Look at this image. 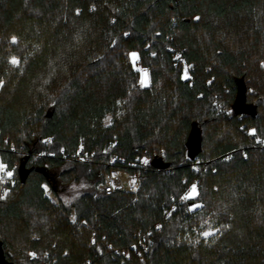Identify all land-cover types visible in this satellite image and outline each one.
<instances>
[{"label":"trees","instance_id":"trees-1","mask_svg":"<svg viewBox=\"0 0 264 264\" xmlns=\"http://www.w3.org/2000/svg\"><path fill=\"white\" fill-rule=\"evenodd\" d=\"M263 60L264 0H0V156L17 167L0 201L6 263L264 264ZM241 79L253 110L237 116ZM79 150L92 164L47 154ZM113 156L137 193L97 189ZM81 179L92 189L66 204Z\"/></svg>","mask_w":264,"mask_h":264},{"label":"built area","instance_id":"built-area-1","mask_svg":"<svg viewBox=\"0 0 264 264\" xmlns=\"http://www.w3.org/2000/svg\"><path fill=\"white\" fill-rule=\"evenodd\" d=\"M172 58L174 61L181 63L183 66V72H184V76L185 78H190L191 77V73L194 71V65L188 63L185 58L183 57L182 51L180 50H172ZM147 70L146 67L140 66V70L141 72H143L142 70ZM219 105V104H218ZM220 106V105H219ZM221 111L225 114V115H230V111L227 109H221ZM232 111V110H231ZM53 141L52 137H49L47 139H45L44 143L46 144H50ZM13 150V148H12ZM163 152V151H162ZM46 153H37L35 156L36 158H42L45 156ZM50 157H55L57 155H61L64 160H66L69 163H76V164H82V165H86V164H92L93 162V158H94V154H89L84 152L83 150H79L76 153L70 154V155H66L63 151H61V153L55 152V151H49L47 153ZM118 161V157L117 156H113L110 159V162L108 164H106V167L108 168L107 171H105L103 173V180L100 181L97 185V189L99 191L105 192L106 194H112L116 191H125V192H129V193H137V191L140 188V175L139 174H132L127 170L124 169H118L115 168L114 165L115 163ZM145 161H147V163H145ZM148 164V160H143L142 161V165L146 166ZM0 165L3 166V171H0V201L4 200L9 193L10 190V185L11 183L14 182V178H15V172H16V168H9V166L3 161L2 157L0 156ZM11 173V176H8L7 173ZM121 173V174H126L127 176L130 177V184L129 185H133L132 181L137 182L138 186L133 190V189H129L125 186L122 185H116L115 184V175ZM6 193V195H5ZM47 196L55 203L58 204V200L55 197V195L53 194V192L49 189H47L46 191ZM69 219L72 223H76V212H75V207H72L71 209V215L69 216ZM148 235H150V233H148ZM143 251L147 252L148 251V246L146 244H141Z\"/></svg>","mask_w":264,"mask_h":264},{"label":"water","instance_id":"water-1","mask_svg":"<svg viewBox=\"0 0 264 264\" xmlns=\"http://www.w3.org/2000/svg\"><path fill=\"white\" fill-rule=\"evenodd\" d=\"M237 94L235 98V102L232 106V111L235 115H244L252 112V106L248 104V95H247V86L243 79L237 81ZM52 113H49L48 116H52ZM188 156L190 159H194L196 155L201 150V134L200 132L194 128L193 132L190 135L188 144ZM27 158H24L19 167V176L23 183L26 182L31 170L27 168ZM156 166L166 167L161 165L159 160L156 161ZM0 264H7L6 257L3 250V244L0 242Z\"/></svg>","mask_w":264,"mask_h":264},{"label":"rangeland","instance_id":"rangeland-1","mask_svg":"<svg viewBox=\"0 0 264 264\" xmlns=\"http://www.w3.org/2000/svg\"><path fill=\"white\" fill-rule=\"evenodd\" d=\"M16 60L19 63V60L18 59H16ZM136 61H137V55H135V56L132 55V62L134 65H136ZM18 63L17 64L12 63V64H13V66H17ZM261 67L264 70V60L261 62ZM37 75H39V74L37 73ZM184 78H185V76H184ZM142 79L145 80L144 85H146L148 83V76L147 75L145 76L144 73H142L141 74V80ZM140 85H142V84L140 83ZM253 101L255 102L254 99H253ZM105 122L107 125H109L111 122V116H108V118L106 119ZM91 189H92L91 182H89L86 179H81L78 183H74L70 187L61 191L60 195H61V198L63 199V201L69 205L72 202H74L83 192L91 190ZM190 192H191V190H190ZM196 193H197V190H196ZM195 196H196V194L193 197H195ZM207 232L212 233V234L207 236V237H205L203 235L204 238H209L211 236H214L217 233V231H207Z\"/></svg>","mask_w":264,"mask_h":264},{"label":"snow or ice","instance_id":"snow-or-ice-1","mask_svg":"<svg viewBox=\"0 0 264 264\" xmlns=\"http://www.w3.org/2000/svg\"><path fill=\"white\" fill-rule=\"evenodd\" d=\"M197 19H199V18H197ZM13 42H15V38H13ZM133 56H135L136 54L135 53H133L132 54ZM13 64H17L18 63V61L16 60V58L15 57H13L12 58V61H11ZM143 71V73H144V75L146 76L147 75V70L145 69V70H142ZM141 84L142 85H144L145 84V80H141ZM253 132H254V130H253ZM145 163H147V161H145ZM4 169H3V166L2 165H0V171H3ZM7 175L8 176H11V173L9 172V173H7ZM133 183H135V181H133ZM195 194H197L196 193V186L195 185H193L192 186V189H191V192L188 194V195H186L184 198L185 199H189V198H192ZM5 195H6V193H5ZM197 207H199V205H196ZM212 233H209V232H205V233H203V235L205 236V237H207V236H209V235H211ZM32 255H34V254H32Z\"/></svg>","mask_w":264,"mask_h":264},{"label":"bare ground","instance_id":"bare-ground-1","mask_svg":"<svg viewBox=\"0 0 264 264\" xmlns=\"http://www.w3.org/2000/svg\"><path fill=\"white\" fill-rule=\"evenodd\" d=\"M114 179L116 181L115 182L116 185H119L121 183L120 185L125 186V187H127L129 189H133L134 190L138 186L137 182L133 183V185H129L130 182H131L130 181V177L127 176L126 174L118 173V174L115 175Z\"/></svg>","mask_w":264,"mask_h":264}]
</instances>
